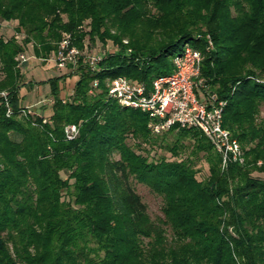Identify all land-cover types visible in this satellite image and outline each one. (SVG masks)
<instances>
[{"label":"trees","instance_id":"trees-1","mask_svg":"<svg viewBox=\"0 0 264 264\" xmlns=\"http://www.w3.org/2000/svg\"><path fill=\"white\" fill-rule=\"evenodd\" d=\"M10 21L15 33H0V91L12 109L0 97V264H264V0H0V23ZM64 34L80 50H115L96 69L79 58L50 77L47 115L20 114L18 55L31 44L48 61ZM179 42L201 51L197 94L225 101L223 126L244 154L222 169L199 129L165 131L173 155L187 139L203 154V179L188 158L149 160L140 151L158 134L148 114L106 99L107 78L149 87L170 73ZM74 75L64 101L60 84ZM133 179L162 197V216L150 217Z\"/></svg>","mask_w":264,"mask_h":264},{"label":"built area","instance_id":"built-area-1","mask_svg":"<svg viewBox=\"0 0 264 264\" xmlns=\"http://www.w3.org/2000/svg\"><path fill=\"white\" fill-rule=\"evenodd\" d=\"M2 23H0V26ZM208 43L211 44L208 37ZM124 42H127L124 40ZM209 44L208 47L209 48ZM108 44L87 47L80 50L71 45V38L64 34L53 61L59 69L75 65L79 58L91 69H96L99 61L108 52ZM99 47L100 51H95ZM19 64L28 61L25 53L18 55ZM203 55L200 50L190 44L184 45L181 52L172 58V71L155 77L150 86L134 81L124 76L107 78L106 99L114 100L120 106L139 109L148 114V126L155 134H161L173 126L193 127L199 129L210 141L221 157V167L224 169L228 163L242 164L244 154L240 143L232 133L223 126V108L225 101H217L216 97L207 92L197 94ZM98 80H94L93 87H97ZM7 92L0 91L6 106V115L12 114L7 100ZM20 114H33L26 106H22ZM67 139H73L78 133V126L69 124L65 127Z\"/></svg>","mask_w":264,"mask_h":264},{"label":"rangeland","instance_id":"rangeland-1","mask_svg":"<svg viewBox=\"0 0 264 264\" xmlns=\"http://www.w3.org/2000/svg\"><path fill=\"white\" fill-rule=\"evenodd\" d=\"M17 25L16 21L3 22L0 26V33L3 34L5 38L13 35L15 33V27ZM21 36L18 35V38ZM124 40H129L127 37ZM211 44L209 48L211 50L216 49V45L210 38ZM149 44H155V41H149ZM108 49L112 50V43L107 42ZM93 45V44H92ZM183 48V42H179L173 48V52H178ZM95 51H100L99 47ZM25 55L28 57V61L21 63L19 66L21 72V80L19 83V90H21L20 96L22 100V106H26L33 114H43L47 115L48 109L52 103V98L49 94L50 85L48 79L52 76H58L60 74L66 73L69 71L68 68L59 69L55 66V62L52 60L53 55L49 56L48 61H42L39 58L34 57L33 48L31 44H28L25 47ZM242 66H251L250 61H244ZM244 67V68H245ZM258 72V71H257ZM77 76V75H76ZM78 77V76H77ZM2 75L0 74V80ZM71 78V77H70ZM264 79V75L261 76ZM68 79V78H67ZM60 84V98L64 101L68 100L73 93L74 81L71 79ZM31 82V85L27 83ZM259 119L264 118V102L261 103L259 107ZM173 132H164L158 134L156 138V144L150 146L148 144L143 145V151H140L143 155H146L149 160H157L160 157L166 158L168 161H176L180 159H190L193 160L194 166L199 170L197 177L203 179L208 174V164L205 161L203 154L193 155L191 153L192 141L189 139L184 140V147L178 149V155H173L172 152L168 150L166 145L172 147L175 143ZM128 144L132 145L133 141L131 139L127 140ZM117 157V155H115ZM132 184L141 196L143 202L147 206V211L152 219H157L162 216L161 207L163 205L162 197L154 193L146 184L136 182L132 180Z\"/></svg>","mask_w":264,"mask_h":264},{"label":"crops","instance_id":"crops-1","mask_svg":"<svg viewBox=\"0 0 264 264\" xmlns=\"http://www.w3.org/2000/svg\"><path fill=\"white\" fill-rule=\"evenodd\" d=\"M72 80V81H74V84H75V82L77 81V79H78V77L76 76V75H74V76H72L71 78H68L67 79V81H69V80ZM21 93V90H19V94Z\"/></svg>","mask_w":264,"mask_h":264}]
</instances>
